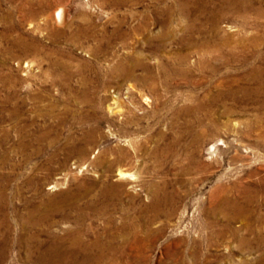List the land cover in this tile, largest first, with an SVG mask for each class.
Listing matches in <instances>:
<instances>
[{"label":"rangeland","instance_id":"rangeland-1","mask_svg":"<svg viewBox=\"0 0 264 264\" xmlns=\"http://www.w3.org/2000/svg\"><path fill=\"white\" fill-rule=\"evenodd\" d=\"M181 3L0 0V193L17 207L96 201L103 214L87 223L115 237L121 264H256L260 253L224 227L264 231V96L226 94L232 82L254 88L264 17L223 9L213 28L219 0L205 13ZM250 6L264 11V0ZM110 184L121 187L107 202ZM245 190L248 216L204 217L224 197L243 206ZM151 192L161 213L147 224ZM56 221L61 234L78 227L73 215Z\"/></svg>","mask_w":264,"mask_h":264},{"label":"bare ground","instance_id":"bare-ground-1","mask_svg":"<svg viewBox=\"0 0 264 264\" xmlns=\"http://www.w3.org/2000/svg\"><path fill=\"white\" fill-rule=\"evenodd\" d=\"M181 1H183V3L179 4L178 7L180 8V12L189 14L193 12V9L189 8V4H193L194 7L192 8H194L195 11L205 13L207 12L206 4L212 0ZM219 3V9H215L212 12L210 11L213 28H216L222 19L221 11L223 9L230 11L238 10L243 13L253 11L256 17H264V11L258 8L252 9L250 6L251 0H219ZM57 20L59 23L61 22L60 12L57 14ZM241 25L243 28H247L249 23L247 20H244ZM191 31H193V28H191L189 32ZM228 41L229 38L219 42L218 45L216 44V50L221 51L222 46L226 45ZM241 41L237 42V45L240 44L244 46V43ZM253 42L254 39L249 41L250 44ZM251 47L253 51L258 49L255 43H253ZM258 52L259 51H257V53ZM255 57L254 61L261 62L263 65H260V67H251L246 75V81L251 82L254 88H240L239 86L233 85L231 81L232 84L229 86V91L226 94L227 99L237 100L236 94L238 93L241 94L242 97L240 98L243 100H245L246 94L264 96V58L261 54H257ZM212 71L216 72L215 69ZM123 72L125 75L127 74L130 76L129 71ZM218 96L223 98L225 93H218ZM7 136L6 134L5 137L7 138ZM42 140L43 136H34L30 138L29 142L34 145ZM26 143L28 142H23L19 145L22 148ZM233 160L237 161L239 159ZM215 162L217 163L218 161L215 160ZM118 176L120 179H126L128 177L132 179V176H128L122 172H118ZM120 187L121 184L107 185L105 189L100 192V197L109 202L115 198V193ZM244 194L245 196L243 195V198L245 199V204L243 206L236 200H230L228 197H224V199L218 201L219 203L216 208L209 207L202 211L204 217L211 218L217 213H221L227 218L226 220L229 219L231 221L238 216H248L250 211L246 209V207L251 202L252 197L250 198L251 192L247 194L246 190ZM150 195V203L144 208L151 214L149 219L146 220L147 224L153 223L154 220L159 218L161 213L158 195L155 192H151ZM80 198L76 197L75 200ZM212 198L211 196L210 201ZM95 204L96 201L86 203L83 208L78 205L51 207L38 206L39 204L17 207L10 206V203H6L4 195L0 193V264H121L117 262V260L122 258L123 251L116 246L115 237L111 235L108 240H105L104 232L97 230L95 227H92L91 224L87 223V221L90 220V216L103 214L99 213ZM71 215L74 217L75 225H78L77 229L68 228L64 234H61V232L59 233L56 229L51 230V227L56 226L57 221L55 222V218L60 217L65 220L69 219ZM163 216L166 218L170 217L171 213L166 211V213H163ZM250 225L251 223L249 222L241 226V231L245 233L244 237L240 235L241 233L239 234L237 230L231 229L229 224L225 225L224 229L228 236L232 237L237 242L238 248H250L259 252V260L256 264H264V231L260 225H254V227ZM48 226L50 228H47ZM221 233H219L218 236L221 235ZM183 263L186 264L185 261ZM122 264L127 263L123 261Z\"/></svg>","mask_w":264,"mask_h":264}]
</instances>
